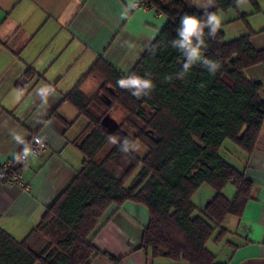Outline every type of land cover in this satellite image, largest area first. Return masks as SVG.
Returning <instances> with one entry per match:
<instances>
[{
  "label": "trees",
  "instance_id": "1",
  "mask_svg": "<svg viewBox=\"0 0 264 264\" xmlns=\"http://www.w3.org/2000/svg\"><path fill=\"white\" fill-rule=\"evenodd\" d=\"M246 1L254 5V12L260 11L256 0ZM144 5L166 15L167 24L130 72L100 59L66 94L64 99L88 119L74 142L85 156L83 167L25 239H16L0 225V264H91L94 238L110 214L129 202L148 209L140 249L153 258L219 264L208 241L227 216L242 217L254 193L245 170L226 160L221 149L232 141L248 159L256 149L264 124V87L246 70L264 64V47L252 41L258 32L227 39L221 26L205 51L221 62L216 75L197 65L185 79L167 81L165 77L180 71L184 61L171 47L180 17L203 16L205 9L186 0H144ZM236 7L235 0H214L208 10L220 13ZM248 15L241 12L239 18L248 22ZM146 71L155 84L149 96L138 99L116 83L131 72ZM94 74L103 81L93 93H83L82 83ZM117 105L127 113L121 122L111 116ZM109 135L140 141L149 152L144 157L125 155L117 144L101 158ZM204 184L212 185L216 194L197 214L192 196ZM228 184L236 189L233 199L224 193Z\"/></svg>",
  "mask_w": 264,
  "mask_h": 264
},
{
  "label": "crops",
  "instance_id": "2",
  "mask_svg": "<svg viewBox=\"0 0 264 264\" xmlns=\"http://www.w3.org/2000/svg\"><path fill=\"white\" fill-rule=\"evenodd\" d=\"M186 1L201 9L210 2ZM256 1L258 12L264 13V0ZM211 2L213 7L214 0ZM126 3L127 0H0V164L23 150L24 145L17 144L13 134L21 135L27 144L33 134L39 133L48 144L45 153L29 157L23 168L30 190L0 183V225L18 240L25 239L38 225L85 159L74 142L84 132L88 119L64 99L66 94L100 59L130 72L168 22L166 15L145 6L144 0L121 18ZM254 8L238 7L236 17L241 12L250 15ZM258 16L249 17L248 30L243 34L258 32L253 42L261 48L264 45L255 40L264 36V19L260 21ZM252 67L246 70L247 75L264 87V66ZM252 70L253 74H248ZM100 83L99 75H91L81 90L91 94ZM45 86L55 91L42 94L40 89ZM227 145H223L221 154L224 156L226 149L229 157L224 158L245 170L246 177L254 183V193L242 217L229 215L225 219L232 241L220 251L224 259L219 264H264V124L249 159L244 150L235 154V149ZM208 196L212 199L214 192ZM110 215L93 240L96 251L91 264H189L165 257L156 259L140 249L149 222L144 205L129 202Z\"/></svg>",
  "mask_w": 264,
  "mask_h": 264
},
{
  "label": "clouds",
  "instance_id": "3",
  "mask_svg": "<svg viewBox=\"0 0 264 264\" xmlns=\"http://www.w3.org/2000/svg\"><path fill=\"white\" fill-rule=\"evenodd\" d=\"M140 2L141 0H127L121 13V18H125L131 10L136 9ZM245 2L246 0H235L237 7L242 6ZM211 6L212 2L210 0L209 5L205 6L203 16L185 13L180 17L179 25L176 28V38L171 41V47L182 54L184 61L181 65V70L166 76L165 80H183L193 67L197 65L203 67L211 76H215L220 70L221 62L205 55V51L209 47L208 40L216 38L223 19L218 11L208 10ZM154 51L155 49H153ZM152 76L153 74L150 71H146L144 75L131 72L121 77L116 83L121 89L130 90L132 95L139 99L149 96L154 90L155 84ZM40 91L43 94L45 92H54L55 89L45 86ZM12 139L17 144L24 145L22 150L24 159L28 157L35 158L38 155L26 144L21 135L13 134ZM45 139L46 137L38 138L37 143L42 145ZM108 141L113 145L118 144L121 152L125 155L140 150L139 141H133L128 137L121 138L116 135H109ZM17 159L20 160L21 157H17Z\"/></svg>",
  "mask_w": 264,
  "mask_h": 264
},
{
  "label": "rangeland",
  "instance_id": "4",
  "mask_svg": "<svg viewBox=\"0 0 264 264\" xmlns=\"http://www.w3.org/2000/svg\"><path fill=\"white\" fill-rule=\"evenodd\" d=\"M251 4H252L251 2L247 1L242 6H240L239 9H252L253 4L252 5ZM237 8L238 7L231 8L227 11L220 12V14L223 17L221 26L224 29V31L226 32V38L227 39L237 38L241 35H244L243 34L244 31L248 30V22H246L245 19H243V18L236 17V16H238ZM253 8H254V5H253ZM253 14H256V15L259 14L257 19L260 21H262L264 19V17H263L264 13H262V12H251L250 15H248L246 17V20L248 21L249 17H251ZM255 37H257V36L255 35L252 37V41H253V38H255ZM255 43L264 45L263 44L264 43V36L260 37V40L256 39ZM260 66H261L260 68H263L262 66H264V64L262 63V64H260ZM254 68H256V67H254ZM249 69H251V68H249ZM253 70L248 71V74L252 73ZM258 70H259L258 73L261 74L262 70H260V69H258ZM100 78H101V82H102L103 77L100 76ZM96 111L97 110L95 108V112ZM126 114H127L126 110H124L119 105L114 106L111 110V116L114 117L119 122H121L123 120V117ZM226 142L228 144L227 146H231L233 149H235V151H236L235 154H238V152H242L241 149L232 141H226ZM139 143H140V150L135 151V153L137 155H139L140 157H144L149 152V148L146 145H144L142 142L139 141ZM112 146H113V144L109 143L105 147L104 151L101 153L100 157L104 158L106 156V154L111 150ZM227 148H229V147H227ZM227 155L228 154H227L226 149H225L224 150V156L229 157ZM83 162H84V160H83ZM124 162L127 163V161H125V160H124ZM82 167H83V163L81 164V168ZM81 168H80V170H81ZM213 192H214V196H215L216 190L212 185L204 184L194 193V195L192 196V200H193L194 204L197 206V212H196L197 214H201L202 208L204 207L205 203H207L208 199L210 198V196H208V195L212 194ZM224 193L228 198L233 199V197H235V195H236V189L232 184H228L224 190ZM214 196H212V197H214ZM225 222L226 221L224 220V222L221 224L222 226H220V227L216 226L217 228L215 229L214 233L212 234V236L209 239L208 244H207V247L210 250V252L216 256L217 263H219L220 261H222L224 259L222 257V254H220V251L222 250V248L224 246H226L228 244V242L232 241L229 233L224 234L222 232L223 228L228 229V226L226 225ZM221 253H222V251H221Z\"/></svg>",
  "mask_w": 264,
  "mask_h": 264
},
{
  "label": "built area",
  "instance_id": "5",
  "mask_svg": "<svg viewBox=\"0 0 264 264\" xmlns=\"http://www.w3.org/2000/svg\"><path fill=\"white\" fill-rule=\"evenodd\" d=\"M25 79L22 80V83ZM43 137L39 133H35L31 136L27 142L28 146L38 155H42L48 148L47 142L44 140L43 144L37 143V139ZM17 157H21L20 160ZM29 161V157L24 159L22 157V150L13 158L0 164V183L7 182L16 185L24 190H30L31 186L27 185L24 180L23 168Z\"/></svg>",
  "mask_w": 264,
  "mask_h": 264
}]
</instances>
